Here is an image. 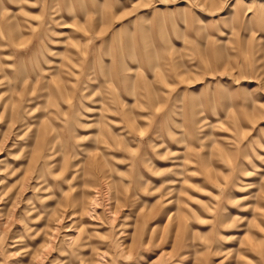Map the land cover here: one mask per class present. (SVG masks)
I'll return each instance as SVG.
<instances>
[{
	"label": "rangeland",
	"instance_id": "obj_1",
	"mask_svg": "<svg viewBox=\"0 0 264 264\" xmlns=\"http://www.w3.org/2000/svg\"><path fill=\"white\" fill-rule=\"evenodd\" d=\"M0 264H264V0H0Z\"/></svg>",
	"mask_w": 264,
	"mask_h": 264
}]
</instances>
